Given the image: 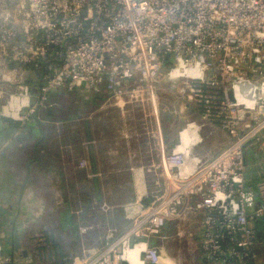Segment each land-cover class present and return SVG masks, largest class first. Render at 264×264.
Returning <instances> with one entry per match:
<instances>
[{"label": "built area", "instance_id": "2783aa9c", "mask_svg": "<svg viewBox=\"0 0 264 264\" xmlns=\"http://www.w3.org/2000/svg\"><path fill=\"white\" fill-rule=\"evenodd\" d=\"M81 89L108 94L93 114L116 108L125 138L149 142L165 191L115 241L111 229L101 249L56 264H172L153 242L167 222L199 214L203 262L260 264L264 177L254 190L245 177L264 174V0H0V115L27 124L57 92ZM126 103L135 126L133 107L142 111L141 132L122 118ZM218 131L225 141L208 146ZM0 264H16L1 245Z\"/></svg>", "mask_w": 264, "mask_h": 264}, {"label": "crops", "instance_id": "0c3cea01", "mask_svg": "<svg viewBox=\"0 0 264 264\" xmlns=\"http://www.w3.org/2000/svg\"><path fill=\"white\" fill-rule=\"evenodd\" d=\"M27 82L32 100L33 96L38 94L39 87L32 77H29ZM60 94L64 93L57 92L55 95L60 96ZM28 100H30L28 96H23L21 105L24 104L23 101ZM51 111L53 110H39L27 124L6 119L0 115V236L2 235L3 244L14 251L21 246L28 247L26 239L33 235L29 231L37 224L49 235L54 233L49 223L50 225L51 223L59 224L62 233L66 230L78 236L85 233L81 231L79 222H75L72 209L66 208L65 200L68 204L71 201L83 202L85 206L88 200L90 205H93V198L102 202L103 186H114L112 183L117 184L116 179H119V182L120 179L123 180L125 187L116 190L119 193L113 191L112 197H106L107 203L111 204L109 211L122 205L139 203L141 199L143 203L147 202L143 200L138 188L133 187L143 186L138 177L139 170L131 171L132 160L137 157L134 152L137 150L133 138L131 141L125 138V134L121 131L122 122L118 117L114 122L107 120L111 123L108 124L104 135H99L98 129L97 133H99L92 135L91 120L82 121V131L85 134V137H82L77 134V131L81 134V129L76 128L75 122L78 120L75 114L68 112L60 119H55ZM44 112L48 117L44 115ZM224 141V133L218 131L206 144L211 147L220 146ZM168 144L171 142L168 141ZM82 160L86 162L85 166H80ZM123 175L125 177L122 179ZM76 176L80 178L81 186H87L85 191L78 190V194H75L72 199L68 197L64 199L59 186H75ZM262 177L264 174L258 172L257 168L249 167L245 177L246 188L254 190L256 182ZM132 187L135 191H132ZM83 196L86 198H81ZM98 213L104 219L114 218L111 212L99 210ZM190 216L199 218L197 241L195 239L198 251L197 264H206L202 261L199 251L201 216L200 214ZM173 221L177 222L176 219ZM258 221L255 223L257 236L261 243H264V220L263 224ZM113 227L115 228L114 225ZM15 231L19 236L18 249L14 247ZM173 234L170 237L173 240L176 236L181 238L182 235L177 232L175 236ZM162 240L156 244L163 245ZM164 247L171 256V263L177 264L178 259L168 248L169 244ZM45 261L36 260V263L45 264ZM259 263L264 264V251L262 255L259 254Z\"/></svg>", "mask_w": 264, "mask_h": 264}, {"label": "rangeland", "instance_id": "374dc122", "mask_svg": "<svg viewBox=\"0 0 264 264\" xmlns=\"http://www.w3.org/2000/svg\"><path fill=\"white\" fill-rule=\"evenodd\" d=\"M107 96L108 94L105 93L94 94V92L91 90L85 91L84 89H81L80 91L60 94V96L54 95L47 109L53 110L51 112L55 115V119H60L68 112L75 114L78 120L75 122V124H77L76 128L77 130L81 129V134L78 133V131L77 134L81 135L82 137H85V134L82 131V121L86 120L88 116L92 115V117L90 118L91 123L93 124V127L91 129L92 135L98 134L99 132H100L99 135H104L105 131L107 130L108 124L111 123L110 121L108 122L107 120H111V121L113 120L114 122L118 117L119 121L121 122L120 113H118L119 110L116 108L110 109L109 107V109H106L105 111H101V113H97L95 115L93 114L96 108H99L101 105H105V103L108 104L112 102L107 100L108 99ZM168 103L169 104L172 103L171 99H169ZM124 106L129 107L130 109L129 112L131 115L127 114L126 112L125 113L126 115L122 116V118H125L126 116L130 118V124H131L130 129L137 127L138 131L141 132L142 129H144V125H142L139 121V119L142 117V111L139 109V107H135V106L133 107L135 119L137 118V122L135 126V123L133 121V112H131V107H132L131 104L126 103ZM45 114L46 113L44 112V115ZM160 114H161L162 128L165 139L166 141L171 142V131L169 128L171 117L168 116V113L163 108L160 111ZM97 129L99 130L98 133H97ZM133 141L138 155L136 158H133L132 160L133 164L131 167V171L137 172V170H139L138 177L143 185L139 187L138 186H133V187L138 188L139 192H141L142 194L143 200L147 201L149 204L153 200L152 198L153 195L155 199V195L157 197H160V195L164 194L165 186H156L157 176L154 174L152 169L148 167V165L151 164V161L158 160L153 155H152L153 157L147 156L146 151L147 149H149L148 147L149 142H147V140H145L144 137H139L138 140L133 139ZM129 161H131V159H129ZM124 167L126 166L124 165ZM124 177L125 176L123 175L122 179ZM81 178L83 179L82 176ZM76 180H77L76 181L77 184H75V186H59L60 190L62 191V194L65 197L64 199H66V197L72 199V197L75 196V194H78V190L85 191V188L87 186L80 185L81 181H79L80 178L78 176H76ZM116 181L117 184L112 183L114 186H103V190H102V195H103L102 202L108 206V208L106 209L103 208L102 211H105L106 213L111 212L114 218L109 217L110 218L109 220L104 219V217L102 218V216H100V213H98L100 209L98 207L90 205L89 200L88 202L86 201L87 204L86 206L84 205L85 203L83 202L74 203L73 201L70 202L71 204L70 205L65 200L66 208H70V210L72 209V212L75 217V222L76 221L79 222L81 231L85 233H81L80 236L76 235V233L75 235H73L68 230H66L65 233H62L59 224L57 225L56 223L54 224L51 223L50 225L49 223V226L51 227L50 228L51 231L54 232L52 234L50 233V235H52L50 236L49 233L43 232V230L39 227V224H37L34 225L33 228L29 231L30 234L32 233L33 235L31 236V238L26 239V246H28L27 248L21 246L17 251L9 249L6 246V244H3L2 235L0 236L1 238L0 245L4 247L2 248L4 249L5 252L10 253L13 256L14 261L17 262L18 264H37L36 260H39L40 262L42 261L44 262L46 260L45 264H56L58 262L57 261L58 259H60L61 261L63 258H66L71 254H82L83 250H87L88 248L91 250L101 249L106 243L105 237L106 234L109 233V230L116 229L117 234L114 235L109 240V241H115L116 238L119 236V234H121V230H123L125 226H128L129 222L133 220L137 215H139L147 204V202L143 203L141 199L139 203L136 204L134 203L131 205H122L121 207L114 208L112 211H109L111 208V204L107 203L106 197L107 198L112 197L111 194L113 193V191L114 193H119L116 190L125 187L123 180L120 179L119 182V179H116ZM116 185H120V186H116ZM132 191H135L134 188L132 189ZM81 198H86V197L83 196ZM53 218L56 220L55 217ZM188 220H189V216L188 217L186 216L183 220H177L176 223L173 220H171L167 222L163 230L165 239H163L161 242L163 244L162 246H166L167 244H169L168 248L172 251V254L176 256L178 259L177 264L198 263L197 262L198 251L196 250L195 239L197 238V234L199 232L198 231L199 218H197L196 216H190V220L189 221ZM188 222L190 223L188 224ZM113 225L115 226V228L113 227ZM47 230H49V228ZM176 232L178 234H182L181 238L176 236L174 240L171 239L170 238L171 235L174 233L173 236H175ZM259 241L261 245L258 244L257 250L259 251V254L261 253L262 255L264 251V243H261L262 242L261 240ZM261 262L263 263V260Z\"/></svg>", "mask_w": 264, "mask_h": 264}, {"label": "water", "instance_id": "95a60500", "mask_svg": "<svg viewBox=\"0 0 264 264\" xmlns=\"http://www.w3.org/2000/svg\"><path fill=\"white\" fill-rule=\"evenodd\" d=\"M19 245H20V243H19V236L17 234V231H15L14 232V247H15V249H18V246ZM24 253H25V251H24ZM15 263L18 264L17 262H15Z\"/></svg>", "mask_w": 264, "mask_h": 264}, {"label": "trees", "instance_id": "16d2710c", "mask_svg": "<svg viewBox=\"0 0 264 264\" xmlns=\"http://www.w3.org/2000/svg\"><path fill=\"white\" fill-rule=\"evenodd\" d=\"M17 125H18V124H17ZM145 202H146V201H145ZM147 203H148V202H147ZM263 220H264V216H263V217H261V218L259 219V221H258V222H259L260 224H262Z\"/></svg>", "mask_w": 264, "mask_h": 264}, {"label": "bare ground", "instance_id": "6f19581e", "mask_svg": "<svg viewBox=\"0 0 264 264\" xmlns=\"http://www.w3.org/2000/svg\"><path fill=\"white\" fill-rule=\"evenodd\" d=\"M187 160V159H186Z\"/></svg>", "mask_w": 264, "mask_h": 264}]
</instances>
